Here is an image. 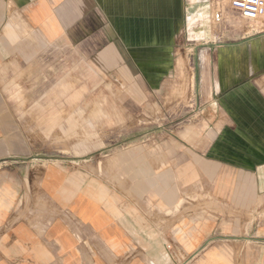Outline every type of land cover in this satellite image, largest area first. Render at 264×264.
Wrapping results in <instances>:
<instances>
[{
    "label": "crops",
    "instance_id": "0c3cea01",
    "mask_svg": "<svg viewBox=\"0 0 264 264\" xmlns=\"http://www.w3.org/2000/svg\"><path fill=\"white\" fill-rule=\"evenodd\" d=\"M116 17L102 0H0V68L24 74L71 47L119 72L108 111L132 115L154 59L118 49ZM253 30L215 48L217 107L193 145L125 139L41 158L0 85V264H264V29ZM156 52L159 82L170 61Z\"/></svg>",
    "mask_w": 264,
    "mask_h": 264
},
{
    "label": "rangeland",
    "instance_id": "374dc122",
    "mask_svg": "<svg viewBox=\"0 0 264 264\" xmlns=\"http://www.w3.org/2000/svg\"><path fill=\"white\" fill-rule=\"evenodd\" d=\"M110 1L102 0V7L117 16V47L133 48L135 60L140 50L154 59L150 71L154 84L146 91L143 107L133 108L132 115L108 111L118 107L108 100L109 93L124 91V83H117L123 80L119 72L94 66L71 47L54 45L51 61H42L40 67L24 74L0 68V85L20 113V124L41 158L92 156L125 139L135 146L158 137L177 145L178 141L195 144L204 138L210 114L217 107L215 48L252 35L254 30L246 31L255 24L264 29L262 21L240 17L229 0ZM158 47H164L170 61L159 82ZM121 55L117 58L125 59V52ZM64 108L69 115H62Z\"/></svg>",
    "mask_w": 264,
    "mask_h": 264
},
{
    "label": "built area",
    "instance_id": "2783aa9c",
    "mask_svg": "<svg viewBox=\"0 0 264 264\" xmlns=\"http://www.w3.org/2000/svg\"><path fill=\"white\" fill-rule=\"evenodd\" d=\"M230 7L248 21L264 20V0H229Z\"/></svg>",
    "mask_w": 264,
    "mask_h": 264
},
{
    "label": "bare ground",
    "instance_id": "6f19581e",
    "mask_svg": "<svg viewBox=\"0 0 264 264\" xmlns=\"http://www.w3.org/2000/svg\"><path fill=\"white\" fill-rule=\"evenodd\" d=\"M219 14V13H218ZM262 24H264V23H262ZM262 27V26H261ZM260 28V26L259 25H255V26H251L249 29H259ZM264 28V27H263ZM183 59V58H182ZM180 62V61H179ZM182 64H185V63H183V62H181ZM182 64H181V66H182ZM183 72V71H182ZM184 73V72H183ZM184 76H185V74H183Z\"/></svg>",
    "mask_w": 264,
    "mask_h": 264
}]
</instances>
